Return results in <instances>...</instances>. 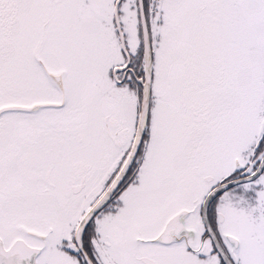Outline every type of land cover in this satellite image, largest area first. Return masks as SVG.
<instances>
[{"label":"snow or ice","instance_id":"obj_1","mask_svg":"<svg viewBox=\"0 0 264 264\" xmlns=\"http://www.w3.org/2000/svg\"><path fill=\"white\" fill-rule=\"evenodd\" d=\"M0 264H264V0H0Z\"/></svg>","mask_w":264,"mask_h":264}]
</instances>
